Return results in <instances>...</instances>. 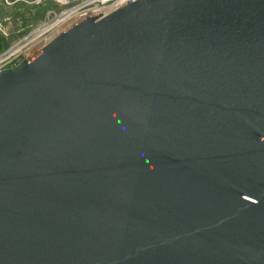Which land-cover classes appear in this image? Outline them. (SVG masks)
I'll use <instances>...</instances> for the list:
<instances>
[{"label": "water", "instance_id": "water-1", "mask_svg": "<svg viewBox=\"0 0 264 264\" xmlns=\"http://www.w3.org/2000/svg\"><path fill=\"white\" fill-rule=\"evenodd\" d=\"M0 70V264H264V0H131Z\"/></svg>", "mask_w": 264, "mask_h": 264}, {"label": "built area", "instance_id": "built-area-1", "mask_svg": "<svg viewBox=\"0 0 264 264\" xmlns=\"http://www.w3.org/2000/svg\"><path fill=\"white\" fill-rule=\"evenodd\" d=\"M46 1L56 2L61 8L49 10L45 19L13 41L8 49L0 52V70L16 66L24 58L32 57L74 22L86 16L96 15V13H102L100 16L107 15L128 2V0H35L33 2ZM0 30L3 32L6 30L1 22Z\"/></svg>", "mask_w": 264, "mask_h": 264}, {"label": "trees", "instance_id": "trees-1", "mask_svg": "<svg viewBox=\"0 0 264 264\" xmlns=\"http://www.w3.org/2000/svg\"><path fill=\"white\" fill-rule=\"evenodd\" d=\"M33 1L35 0H0V22L6 27L5 32L0 30V52L8 49L13 41L45 19L49 10L61 8L53 1Z\"/></svg>", "mask_w": 264, "mask_h": 264}]
</instances>
